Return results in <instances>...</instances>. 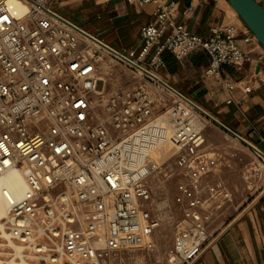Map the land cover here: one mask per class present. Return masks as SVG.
I'll use <instances>...</instances> for the list:
<instances>
[{
	"label": "built area",
	"instance_id": "2783aa9c",
	"mask_svg": "<svg viewBox=\"0 0 264 264\" xmlns=\"http://www.w3.org/2000/svg\"><path fill=\"white\" fill-rule=\"evenodd\" d=\"M19 1L28 5L25 13L0 0V176L16 170L26 185L19 197L4 191L10 258L21 264H127V253L154 252L162 220L152 189L133 178L131 153L160 105L171 103L165 112L183 180L167 263L191 264L214 239L206 213L223 187L208 181L218 162L205 149L204 124L194 121L202 107L178 93L173 98L156 74L165 52L178 61L203 52L210 57L206 77L229 92L236 82L223 79L222 68L241 71L248 60L235 27L199 36L177 22L175 0H128L154 5V20L141 29L138 54L113 49L121 59L94 45L100 40L55 12L49 0ZM108 54L155 78L106 92L98 74Z\"/></svg>",
	"mask_w": 264,
	"mask_h": 264
},
{
	"label": "crops",
	"instance_id": "0c3cea01",
	"mask_svg": "<svg viewBox=\"0 0 264 264\" xmlns=\"http://www.w3.org/2000/svg\"><path fill=\"white\" fill-rule=\"evenodd\" d=\"M175 1L179 4L177 22L199 36H211L213 28L232 24L248 60L241 71L222 68L223 79L236 82L229 92L220 80L206 77L210 57L203 52H195L182 61L165 52L164 65L157 74L196 104H203V110L264 153L263 47L227 0ZM257 1L264 6V0ZM49 3L59 15L125 54H138L141 29L154 20V5L139 6L128 0H50ZM206 137L208 142L218 144L216 152L220 156L219 170L216 167L208 181L222 187L224 184L234 196L241 198V203L236 215L191 264H264V186L253 192L246 176L251 156L262 159V164L264 156L217 124L207 128ZM217 137L222 141L216 142Z\"/></svg>",
	"mask_w": 264,
	"mask_h": 264
},
{
	"label": "rangeland",
	"instance_id": "374dc122",
	"mask_svg": "<svg viewBox=\"0 0 264 264\" xmlns=\"http://www.w3.org/2000/svg\"><path fill=\"white\" fill-rule=\"evenodd\" d=\"M103 61H105L109 66V75L106 74L107 71L104 72L102 70L100 76H107L106 80H102L100 82V88L105 89V91L108 93H111L112 91L122 87H131L137 85L146 78L144 75L139 74L136 68H133L125 62L114 58L110 54H108V56L105 57ZM198 103L201 105V107H204L203 104L200 102ZM170 105L171 103L167 104V107H164L166 105L161 104L157 109L156 116L167 113L165 111L169 109ZM202 119L203 124H205V149L210 156H213L217 159L218 166L216 170L218 171L220 163V156L216 152V147L218 144L208 142L206 137L207 128L213 126L215 123L210 119H208V121L204 118ZM215 141H222V138L217 137ZM175 155L171 160L166 162V164L163 166V170L160 171L159 175L155 177L153 181L151 180V177L145 180L147 185L153 191L156 210L162 220L160 230H163L166 237L159 238V248L156 247L155 251L150 254L146 251L127 253L129 259L127 264H137L135 258L137 256L143 257L145 262L144 264H168L167 252L170 246L173 244V226L181 216L180 209L175 202V197L178 193L177 185L183 180V178L181 176V169L176 164ZM260 160L262 162V159H257L251 156L246 169V176L249 177V185L252 187L253 192L264 186V166L262 167L263 164L260 162ZM223 188V191H220L221 194L219 196L216 195V197H214L208 204L210 209L206 213V221L207 231L210 235H217L227 225V223L236 215V210L241 203V198L234 196L228 188L226 189L224 184ZM165 212L172 217L170 224H167L168 217L164 219L162 218V215L166 214ZM2 222H5V219H3ZM164 224H166V226H164ZM3 236V233L0 232V255L2 256V261L6 262L11 259L9 255L11 249L6 245L7 242L5 239H3Z\"/></svg>",
	"mask_w": 264,
	"mask_h": 264
},
{
	"label": "bare ground",
	"instance_id": "6f19581e",
	"mask_svg": "<svg viewBox=\"0 0 264 264\" xmlns=\"http://www.w3.org/2000/svg\"><path fill=\"white\" fill-rule=\"evenodd\" d=\"M11 3L20 13H25L28 10V5L21 3L19 0H11ZM93 41H94L93 43L94 45L98 46L99 48H103L102 49L103 52L108 51L115 55L117 54L115 53L114 50L112 51L106 46L102 45L101 41H96V40ZM117 56L123 59L120 54H117ZM127 63L132 65V63L128 61ZM99 66H100L99 69L100 72L98 75L101 80H106V76L109 75V66L103 60L100 62ZM102 70L104 72L107 71L106 72L107 75H105V77L100 76ZM136 70L141 75L151 76L155 78L153 75L143 71L140 68H136ZM156 77L160 78L158 74H156ZM175 94H177V92L172 90V95L174 98H176ZM202 118L206 119L207 121L208 119H210L204 116L203 114L198 113L194 121L203 126ZM172 132H173L172 122L167 112L163 115L157 116L156 120L152 124V127L149 129L148 134L145 137L141 134L135 137L134 139L135 144L133 146L131 153L133 159L132 174L135 180L140 179L145 181L147 178L151 177V180L153 181L154 178L159 175L160 171L163 170V166L166 164V162H168L174 157V155L177 153L179 148L171 140ZM263 166L264 164L262 165V167ZM25 189H26V185L24 182V178L20 172L16 170H10L0 176V232H2L4 236H6V231H5V223L2 222V220L7 218L9 212V207L4 195V191L7 190L10 194L19 197L22 195ZM167 217H168L167 224H170L172 217L167 213L162 215L163 219ZM164 226H166V224H164ZM155 237L157 240V244H156L157 248H159V243H158L159 238L166 236L163 230H160ZM11 245L14 246L13 244ZM16 254L21 257L18 250ZM135 258L137 264L145 263L143 257L137 256ZM0 264H21V262L17 261L14 258L6 262L0 259Z\"/></svg>",
	"mask_w": 264,
	"mask_h": 264
},
{
	"label": "water",
	"instance_id": "95a60500",
	"mask_svg": "<svg viewBox=\"0 0 264 264\" xmlns=\"http://www.w3.org/2000/svg\"><path fill=\"white\" fill-rule=\"evenodd\" d=\"M231 7L234 9L238 17L243 21L248 30L254 35L259 44L264 49V6L260 4L257 0H227ZM105 45V44H104ZM107 48L109 46L105 45ZM113 50V49H112ZM179 95L185 97L183 94L175 90ZM186 98V97H185ZM188 99V98H186ZM197 106V105H195ZM197 108L201 111V113L210 118L215 124L219 125L221 128L232 134L233 136L242 139L238 134L232 131L230 128L225 126L223 123L218 121L215 117L210 115L207 111L201 109L197 106ZM249 147H251L254 151L264 156V153L257 149L255 146L250 144L248 141L242 139Z\"/></svg>",
	"mask_w": 264,
	"mask_h": 264
}]
</instances>
